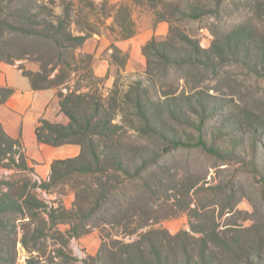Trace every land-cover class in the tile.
<instances>
[{
    "label": "rangeland",
    "instance_id": "obj_1",
    "mask_svg": "<svg viewBox=\"0 0 264 264\" xmlns=\"http://www.w3.org/2000/svg\"><path fill=\"white\" fill-rule=\"evenodd\" d=\"M239 25L252 31L249 47L222 61L212 50ZM66 32L86 39L75 48ZM185 36L217 58L214 68L203 52L200 62L184 61ZM152 38L182 62L164 71L146 57ZM262 47L264 0H0V62L55 90L52 122L69 121L60 93L78 89L108 102L107 115L122 127L95 138L101 161L92 172L64 173L67 163L53 175L57 159L90 162L82 139L44 145L51 159L37 162L0 131V196L24 209L0 213V246L14 264H149L154 251L166 264H185L186 254L190 264H264V133L250 132L256 121L264 130ZM135 81L156 102L166 136L138 130L126 96ZM200 101L205 113L215 109L207 117L200 107L187 111L199 129L164 107ZM174 135L184 144L170 146ZM199 136L206 147L195 144ZM33 199L38 207L27 206Z\"/></svg>",
    "mask_w": 264,
    "mask_h": 264
},
{
    "label": "trees",
    "instance_id": "obj_2",
    "mask_svg": "<svg viewBox=\"0 0 264 264\" xmlns=\"http://www.w3.org/2000/svg\"><path fill=\"white\" fill-rule=\"evenodd\" d=\"M189 16L196 17L197 14L194 12L187 13ZM252 31L248 28L239 25L232 29L230 32L226 33L223 36L222 41L219 42L216 50H212L213 53H218L219 59L223 61V58L226 57L227 53L235 52L240 46L248 45L249 42L252 40L253 35ZM65 39L67 41H70L73 44V47L77 48L83 44L86 37L83 35H72L69 32L65 33ZM185 40L188 43V46L190 47L188 51H186V58L184 61L186 63H194L195 61H201L198 59L197 55L201 54L203 52L205 54L206 62L207 64L214 66L216 65V57H213L211 54H208L206 52V49L200 48L198 43L189 37L185 36ZM64 45L63 47H65ZM167 42L164 41H156L155 39H151L145 46H144V54L146 57L150 56H156L159 60L160 65L163 67V70L165 71V68L167 69V66L171 63H178L182 62L179 58L172 55L167 50ZM146 47V48H145ZM246 48V49H247ZM264 56V47H262V50L259 51V53ZM255 55L253 54L251 58H255ZM60 58V57H59ZM250 58V57H249ZM11 62V61H10ZM148 63H151V60L148 59ZM264 62H262V68L261 70H264ZM254 66L255 63H254ZM23 74L29 79H31V86L33 89H43L45 88V85L38 84L36 80H33L30 75L32 73H25ZM51 87V85H49ZM131 89H134V95L130 93H126L127 96V102L131 104L132 111H133V117L138 122V130L143 132L144 134H148L150 136H166V134L163 132L164 130L168 131L167 128H163V126L159 123H157V115H156V102L149 100L145 96H143V91L145 88L141 84L140 81H135L132 83ZM12 89L9 87H0V105L2 102L11 94ZM145 98V99H143ZM191 97H189L190 99ZM115 97H109L107 101H114ZM108 102H101V101H92L90 99L88 92H81L76 90H68L67 93H60V108L61 111L68 117L69 121L66 124L59 123V122H52L45 118H40L38 120V124L36 126V137L38 142L44 143V144H51V145H58L59 143L65 142V140H78L74 141L77 144L81 142L82 139L83 143H85L86 148L88 151V156L91 159L90 162L85 163H76L77 157L75 158H68V159H57L54 161V165H52L51 173L53 175L54 167L56 166H63L65 164H72L71 168H66L65 172L71 171V170H78L82 172H92L93 168H95L96 164H99L101 161L100 153L97 151V143H95V138L99 137V139L102 138H108L113 137L116 135L117 131L122 128L121 125L112 122L111 115H107V112L109 109H111V105H108ZM164 107L167 108V112L169 117L172 119L181 118L184 122H190L193 127H195V119L188 114L187 111L190 113L196 114L197 108L200 107L199 114L207 116H211L214 112V107L210 108L209 113H205L206 108L203 106L202 101L197 102L196 106H194L192 103L189 105H177L172 102H166ZM176 107V108H175ZM104 110L105 114L103 115L101 111ZM204 121L202 116H199ZM261 121H256L252 125V132L253 136L257 132L264 133V130L260 124ZM199 129V127H195ZM259 128V129H257ZM261 129V130H260ZM172 130V129H171ZM0 131H1V138L6 141L7 143L17 142L21 143L18 139H14L9 137L4 130L2 129V126L0 124ZM175 131V130H174ZM203 132V131H202ZM82 143V144H83ZM170 146H176V145H182V139L180 136L174 135V137H171L169 139ZM195 144H201L202 146L206 147L205 140L199 136L197 141H195ZM11 145V144H10ZM212 146V145H210ZM10 148V147H9ZM156 151L153 152V158H156ZM148 161L144 160L143 163H147ZM76 164V165H75ZM35 201V202H34ZM39 200L33 199L32 203H30L27 206H34L36 205L38 207ZM23 207L19 203L18 200L11 201L9 198L8 193L4 192L0 196V213H4L6 211H18L19 213L22 212ZM37 238V237H35ZM21 242L25 245V240L22 238ZM8 251L0 246V262L3 264H14L15 262V255L11 254L8 255ZM156 261L158 264H166V258L162 257L158 251H154V256L150 257L148 260H146L147 263L151 264L152 262ZM184 262L185 264H190L193 262L192 257H190L189 254H186L184 256ZM26 264H44L40 262L38 259L35 258H28L26 261ZM142 264H144V260L142 259Z\"/></svg>",
    "mask_w": 264,
    "mask_h": 264
},
{
    "label": "crops",
    "instance_id": "obj_3",
    "mask_svg": "<svg viewBox=\"0 0 264 264\" xmlns=\"http://www.w3.org/2000/svg\"><path fill=\"white\" fill-rule=\"evenodd\" d=\"M97 70H102L101 64ZM0 87L12 89L0 105L2 129L9 137L22 143L28 158L37 162L49 161L51 158L43 152V146L47 144L38 142L36 126L40 118L54 120L52 111L57 109L55 90L33 89L28 78L13 62H0Z\"/></svg>",
    "mask_w": 264,
    "mask_h": 264
}]
</instances>
